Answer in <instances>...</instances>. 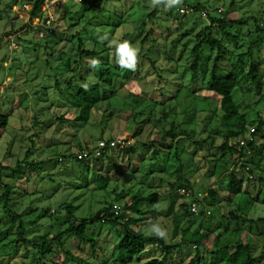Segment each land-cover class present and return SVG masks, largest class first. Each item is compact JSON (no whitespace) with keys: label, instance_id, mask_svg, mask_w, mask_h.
<instances>
[{"label":"rangeland","instance_id":"374dc122","mask_svg":"<svg viewBox=\"0 0 264 264\" xmlns=\"http://www.w3.org/2000/svg\"><path fill=\"white\" fill-rule=\"evenodd\" d=\"M10 1L0 0V116L8 117L6 129L0 130V165L6 168L0 169V196L4 193L1 185H8L12 192L10 209L16 214L24 213L25 234L19 236L17 224H12L0 209V264H41L34 242L66 228L64 208L67 204L74 207L78 218H87L109 202L123 207L133 197H147L153 193L159 196L158 204L146 209L153 210L154 218L147 214L128 216L137 217L133 226L135 231L161 236L166 243L176 246L180 244L182 228L208 237L198 249L189 244L179 246L173 252L170 264H192L197 251L195 264H219L212 256L215 238L219 236L220 240L233 242L236 235V241L250 245L252 264H264V223L242 224L223 217L236 205L241 215L252 220L263 218L264 187L261 204H253L243 193L236 198L233 207L226 201L228 173L217 179L210 177L215 159L220 158L216 147L225 136L219 127L222 112L219 98L208 89L209 79L198 74L192 82L189 70L193 59L191 49L209 20L190 15L181 17L178 9L184 7L182 2L185 0L179 3L170 0L165 5H158L151 19H147V15L154 10L153 3L57 0L53 8L61 11L67 6L70 15L62 20L53 14L51 5H46L43 13L50 11L53 15L54 31L51 36L42 31L37 40L35 32L38 31L33 28L20 30L29 20L32 4L28 0H14L7 9L6 4ZM186 3L199 4L209 12L221 9L226 20H246L242 27L228 28L235 37L233 39L225 38L217 29L212 35L222 40L225 47L221 75H225L239 59L245 72L254 62L262 73L258 86L250 80L242 81L234 95L246 129L253 127L250 126L253 123L263 124L255 153L244 158L248 169L258 166L262 174L264 31L256 34L251 18L258 20L262 24L260 28H264V0H186ZM23 4L27 9L21 13L19 9ZM120 21L122 26L116 28ZM9 37L14 38V50L9 49ZM107 39H110L109 52L95 59H86L75 50L81 43L83 49H96L100 53L101 42ZM256 39L260 41L255 45L257 48H253ZM124 41L136 51L134 70L119 65L117 47ZM248 49H251L250 55H246ZM202 53L204 57L210 55L206 47ZM214 54L215 51L209 66ZM94 60L97 61V75L106 74L104 78L109 88L103 85L102 93L107 98L93 109L88 122L81 124L75 122V110L70 108L68 100L85 83H98L96 73L92 72ZM171 124L176 137L166 139L159 146L157 134L169 130ZM115 138L127 140L129 147L123 151L115 150L110 162L109 158L91 153L99 141ZM178 139H182L181 143L175 145ZM202 141H206L203 146L193 144ZM85 152L89 154L83 159L82 167L74 157ZM32 162L36 163L33 168L29 165ZM241 163L235 157L232 165L238 169ZM18 164H21L20 171L16 167ZM180 164L195 192L205 194L210 189L215 192L216 197L208 201L212 205L208 203L212 213L209 219L191 221L183 215L182 199L172 187L178 183L179 174L175 171ZM239 171L244 180V192L247 190L253 195L258 192L255 183L251 182L258 178V173L255 170L249 173L247 169ZM105 179V188L99 190V183ZM46 209H49L47 215ZM90 233L97 239L100 252L104 253L102 258L97 257L100 252L90 253L88 247H80L75 240L65 237L66 250L76 258L64 255L53 243L54 253L46 257L45 262L83 264L84 261L96 263L97 259L101 264H115L112 249L117 242L116 229L96 226ZM146 250L128 264H144L152 258H161L155 248L146 246Z\"/></svg>","mask_w":264,"mask_h":264},{"label":"trees","instance_id":"16d2710c","mask_svg":"<svg viewBox=\"0 0 264 264\" xmlns=\"http://www.w3.org/2000/svg\"><path fill=\"white\" fill-rule=\"evenodd\" d=\"M32 4V9L29 12V20L27 24L20 28V30H23L27 27H31V24L39 18V20H44L46 17V13H43L45 10L46 5H51L52 8L57 2V0H28ZM170 0H135L137 4L147 5L148 3L155 4V8L152 12H150L147 15V19L153 18L155 13L157 12L158 5H165ZM69 3V2H68ZM71 3V2H70ZM14 4V0H11L6 4V8L10 9L11 5ZM187 6L194 10L195 13L201 12V11H207L204 6H201L199 4H188L186 3V0L182 2V6ZM72 6V5H71ZM67 7V6H66ZM65 6L61 9V11L57 10L56 8H53V14L58 15V17L62 20L65 19V17L69 14L68 9ZM84 11V10H83ZM208 12V11H207ZM7 13V12H6ZM179 14V12H178ZM180 15V14H179ZM196 14H191V17H197L201 18L200 15L195 16ZM226 15V14H225ZM225 15H222V17H218L212 14H208V17L206 19L209 20V25L206 26L203 30L202 36H197L196 43L191 49L192 54V61L189 65L190 70V81L194 82L197 79V75L200 74L203 79L207 78L208 80V89L209 91L213 92L218 98H219V108L222 112V116L220 117V130L221 133H224V141L216 147V151L220 154V158L215 159L213 163V168L210 171V177L211 178H219L224 173L227 174V186H226V192H227V198L226 201L233 205L235 200L238 196L245 193L248 196V199L253 204H261L260 203V197L262 195L261 189L264 187V173H259L258 166H255L253 170H255L258 173V178L256 180L251 181L252 183H255V188L257 187V191L254 195L247 192V190L244 192L243 190V176L242 174H238L243 169H247V171L250 173L253 170H250L247 168V162H244V158L248 154L255 153L256 151V144H257V137L260 135L263 124L261 122L257 124H251L250 126H253L249 129H246V122L243 118V115L241 114L238 105L235 103L234 95L237 92L239 85L242 81L250 80L252 84L259 85L261 79H262V73L259 70V66L256 63H251L249 66V69L247 72L244 71V67L242 64L241 59L237 61L233 66H231L230 70H228L225 75H221V63L224 60L225 56V47L223 46L222 40L215 39L212 35V31L214 29H217L221 32V34L227 38V39H233L235 38L231 33L228 32L229 27L238 26L242 27L246 20L239 21V20H226ZM181 17H185L186 15L181 14ZM70 19V18H69ZM253 21V24L255 25V33L259 34L260 32L264 31V28H260L262 24L258 22L255 18H251ZM98 26V25H97ZM122 26V22L120 21L115 27L119 28ZM96 27V26H95ZM38 32H35V39H39L41 34V30H37ZM53 33L49 34L50 36ZM8 36V34H6ZM49 36V37H50ZM259 39H256L254 43H252V47L257 48L255 45L259 43ZM80 42V39H79ZM102 49L100 53L96 50H85L83 47H81V43L78 47L75 48L76 52L86 59L92 58L95 59L100 54H104L107 51L109 52V43L110 39L105 40L104 42H101ZM207 48L210 52V55L208 57H204L203 55V49ZM215 51L214 57L211 60L212 64L209 66V61L212 57V53ZM251 54V49H248L246 55ZM119 68V66H118ZM96 65L93 64L92 72L96 73L98 83L96 84H90L85 83L84 79L81 77H78L79 81L80 79L85 83L84 86L79 87L76 89V93L72 96L69 102V106L71 109L75 110L74 114V120L77 123L86 124L89 120V117L91 115V112L95 107H97L99 104H101L103 101L106 100L107 96L102 93V86L105 85L108 87V82L104 78L105 73H101L97 75L96 71ZM110 69V68H109ZM107 70V72L109 71ZM112 70V69H110ZM113 71V70H112ZM118 72V71H117ZM119 73V72H118ZM68 85L71 83L69 80L67 81ZM66 82V84H67ZM101 83V84H100ZM58 85V83H55V87ZM109 88V87H108ZM112 93V92H110ZM114 93V92H113ZM162 117L165 119V115L162 114ZM7 116H0V130H5L7 127ZM253 130V133H250V130ZM184 134L186 132H183ZM254 138L253 144H249L247 147H239L238 143L236 142L239 138H247L250 136ZM176 133L174 126L171 124L169 130L161 131L157 134V144L159 146H162L166 139L168 138H175ZM104 140V139H103ZM111 140V139H107ZM182 139H178L175 141V145H178L181 143ZM209 141V140H207ZM206 141L202 142H194L193 144L195 146H203L205 145ZM212 143V140H211ZM214 147H212L213 149ZM125 149H118L120 151L127 150ZM115 151V149H107L104 151H101L99 155L102 157L109 158V162L112 158V153ZM128 152V151H127ZM175 157H177V152L174 149ZM235 157L237 160L242 161L240 168H236L234 165H232L233 160H235ZM85 160V159H84ZM74 161H76L77 164L80 166H84L83 160H78L74 157ZM20 165L18 164L17 170L20 171ZM30 167H35L36 163H30ZM233 166V167H232ZM0 169H6L0 165ZM184 167L180 164L175 171L179 174L178 177V183L175 185L173 184L172 187L175 188L177 191L180 188H184L186 190H191L192 186L187 178V176L183 175ZM1 177V173H0ZM251 179V176L247 178V182H249ZM107 180L105 179L103 182L99 183L98 189L102 190L105 188ZM1 183V179H0ZM1 187L4 190V193L0 196V209L2 212L7 216L12 224H17V230L19 231V236H23L25 234V228L23 226L22 217L24 213L16 214L11 211L10 204H9V198L11 195V189L8 185H1ZM206 198L205 203L207 207L211 205L209 199L215 198V192L213 190H209L208 192H205ZM180 198V197H179ZM181 199V198H180ZM159 201V196L155 193L147 196V197H133L130 200L129 204H125L122 208L124 213L121 214L120 217H114L111 213L112 209V203L109 202L105 207H102L99 209L95 214L90 215L87 218H78L74 213V207L70 204H67L64 208L66 213L65 218V225L66 228L63 231H59L56 234H54L51 237L43 236L40 239L36 240L34 243L35 246H37L39 255H40V263L41 264H47L45 262V258L49 257L54 253V250L52 249V244L55 243L64 253V255L75 259L76 257H73L72 254L66 250L65 247V241L64 238H72L75 240L80 247L86 246L88 247V250L90 253L98 254L100 252L99 250V244L97 242V239L95 236L90 233L91 229L95 228L96 226H110L113 229H116L117 231V242L113 246V257H115V264H128L132 262L134 259L141 256L143 253H146V246H150L151 248H155L161 253V258H152L145 262L144 264H170V258L173 255V252L175 249H177L181 245H194L195 247L201 246L202 243L206 240H208V237L206 235L199 234L198 232H190L189 228L181 229L180 230V244L172 245L166 243L163 237L155 235V236H149L143 234L140 230L135 231L133 229V226L137 223V217H128L129 215H135L138 217H141L145 214L149 215L151 218H154V212L153 210H148L146 207L148 206H156ZM209 203V205H208ZM263 203V202H262ZM263 205V204H262ZM212 206V205H211ZM180 207L182 208L183 215L185 214L188 216L191 221L195 220H206L209 219L212 215L210 214L209 217L204 218L201 213L199 216L195 217L191 214V212L187 208V203L182 200V203L180 204ZM210 207V206H209ZM208 207V208H209ZM49 209L44 210L45 215H47ZM211 212V211H210ZM226 220L234 221L237 223L242 224H257V223H264V217L258 218L257 220H252L247 215H241L239 207L235 205V209L229 211L225 216H223ZM124 218H127V220L124 222ZM175 235V234H174ZM238 236V235H236ZM236 236H234L233 242L230 240H220L221 238L218 236L215 238L213 242L214 251L212 252V256L214 259L217 260V263L222 264H252L253 258L251 257V247L247 243L246 245H243L241 241H236ZM26 243H29V241H26ZM230 249H233V252H230ZM147 251V250H146ZM97 257L100 259L104 256V253L100 252ZM82 259V258H80ZM198 259V251L195 255L194 259L192 260V264H195V261ZM84 261V260H83ZM83 264H101L99 260L96 263L94 262H82Z\"/></svg>","mask_w":264,"mask_h":264},{"label":"built area","instance_id":"2783aa9c","mask_svg":"<svg viewBox=\"0 0 264 264\" xmlns=\"http://www.w3.org/2000/svg\"><path fill=\"white\" fill-rule=\"evenodd\" d=\"M76 2H82V0H75ZM27 9V5L23 4L21 5V8L19 9V12L22 11L21 13H23V11H25ZM179 14H184V15H191V14H197L200 15V17L202 18H207L208 14H212L218 17H222V10L221 9H216L212 12H207V11H201L198 13H195L193 9L184 6L182 8L178 9ZM46 17L44 20H39V18L36 19V21H34L31 24V28H33L34 31L37 30H41L40 34L42 33V31L44 32V34H51L53 33L54 29H53V23H54V17L53 15L50 13V11L46 12ZM20 18H22V16H20ZM10 41V42H9ZM8 42H9V49L14 50V46H15V42H14V38L9 37L8 38ZM250 133H253V130H250ZM239 145V147H247L249 144H253L254 142V138L250 136H248L247 138H239L236 141ZM129 147V142L123 138H115V139H111V140H101L97 143V145L94 147V149H92L91 153H95V154H99L101 151L107 150V149H125ZM91 150V149H90ZM88 152H85L83 154H81V156H78V160H83L88 158ZM60 160V159H59ZM178 197H180L182 200H184L187 203V208L188 210L191 212V214L195 217L199 216V214L202 211V215L204 218H207L210 216L211 212L210 209L207 207L206 203H205V198H206V194H202L200 192H195V191H191V190H186L184 188H180L176 191ZM111 213L113 214L114 217H120L121 214L124 213L122 206H119L117 204L112 206L111 209ZM127 220V218H124V222Z\"/></svg>","mask_w":264,"mask_h":264},{"label":"clouds","instance_id":"9594fccd","mask_svg":"<svg viewBox=\"0 0 264 264\" xmlns=\"http://www.w3.org/2000/svg\"><path fill=\"white\" fill-rule=\"evenodd\" d=\"M179 2L180 0H172V3ZM117 52L119 55L120 67L134 70L137 63L136 51L134 50V47L130 45L128 41H124L123 43L118 45ZM93 62L97 63L96 60H94ZM160 234L162 235V233Z\"/></svg>","mask_w":264,"mask_h":264}]
</instances>
